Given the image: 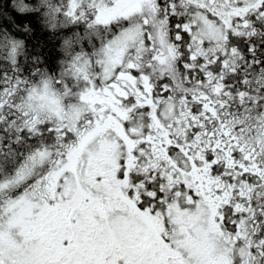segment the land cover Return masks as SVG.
<instances>
[{
  "label": "snow or ice",
  "instance_id": "1",
  "mask_svg": "<svg viewBox=\"0 0 264 264\" xmlns=\"http://www.w3.org/2000/svg\"><path fill=\"white\" fill-rule=\"evenodd\" d=\"M0 264H264V0H0Z\"/></svg>",
  "mask_w": 264,
  "mask_h": 264
}]
</instances>
